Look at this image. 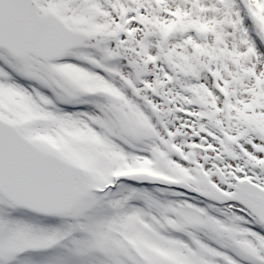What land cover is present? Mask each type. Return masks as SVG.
<instances>
[{"label":"snow or ice","instance_id":"6c2138e0","mask_svg":"<svg viewBox=\"0 0 264 264\" xmlns=\"http://www.w3.org/2000/svg\"><path fill=\"white\" fill-rule=\"evenodd\" d=\"M0 264H264V0H0Z\"/></svg>","mask_w":264,"mask_h":264}]
</instances>
